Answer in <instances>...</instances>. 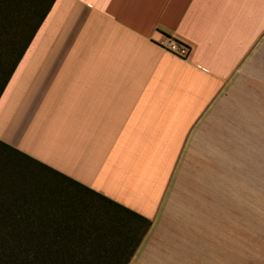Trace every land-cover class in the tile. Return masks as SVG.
<instances>
[{
  "label": "crops",
  "instance_id": "0c3cea01",
  "mask_svg": "<svg viewBox=\"0 0 264 264\" xmlns=\"http://www.w3.org/2000/svg\"><path fill=\"white\" fill-rule=\"evenodd\" d=\"M89 3L55 0L0 96V140L151 220L129 264L218 261L223 232L164 211L226 128L238 145L264 134V0ZM156 27L188 56L137 34Z\"/></svg>",
  "mask_w": 264,
  "mask_h": 264
},
{
  "label": "rangeland",
  "instance_id": "374dc122",
  "mask_svg": "<svg viewBox=\"0 0 264 264\" xmlns=\"http://www.w3.org/2000/svg\"><path fill=\"white\" fill-rule=\"evenodd\" d=\"M31 1L38 9L46 3V0ZM9 4L5 0L0 10L20 16L11 32L0 39V73L12 59L5 51L9 49L6 45L18 43L17 32L33 19L27 5ZM3 43L6 44L1 46ZM233 132L232 128L225 129L224 147L219 156L213 153L217 158L187 162L191 165H187L185 176L178 177L172 185L164 214L180 218L190 216L193 220L187 222L188 226L213 237L219 233L220 238L223 232L224 251L219 252L218 261L210 259V264H264V150L258 149L264 148V134L253 133L249 140L246 131L247 137L242 133L238 145L233 140ZM37 171L34 165L27 164L19 156L7 151L3 153L0 158V224L38 218L41 206L49 208L65 202L72 206L88 205V210H95L94 197L83 196L74 188L66 191L63 181L38 180ZM47 175L41 173L42 177ZM6 253L0 247V264H20L18 259Z\"/></svg>",
  "mask_w": 264,
  "mask_h": 264
},
{
  "label": "trees",
  "instance_id": "16d2710c",
  "mask_svg": "<svg viewBox=\"0 0 264 264\" xmlns=\"http://www.w3.org/2000/svg\"><path fill=\"white\" fill-rule=\"evenodd\" d=\"M8 1L27 5L33 19L17 32L18 43L6 45L9 49L5 51L12 59L0 73V88L3 89L0 96L55 2L46 0L44 7L38 9L31 0ZM4 2L0 0V6ZM19 16L0 10V39L11 32ZM86 206H72L66 202L49 208L41 206L38 218L1 223L4 251L24 264H128L150 228L151 220L135 211L128 214L129 208L118 211L107 204L103 211H96ZM46 213L49 216L46 217Z\"/></svg>",
  "mask_w": 264,
  "mask_h": 264
},
{
  "label": "snow or ice",
  "instance_id": "6c2138e0",
  "mask_svg": "<svg viewBox=\"0 0 264 264\" xmlns=\"http://www.w3.org/2000/svg\"><path fill=\"white\" fill-rule=\"evenodd\" d=\"M82 4L84 5V12L85 14L91 10L93 5L89 3V0H81ZM99 3L103 6L102 10L108 9L110 7V0H99ZM50 6V5H49ZM116 22L120 23L123 27H131L129 25H123V22L116 18ZM133 31H137L136 29H132ZM154 31L157 33L155 36L151 35L150 33H144L137 31V34L145 39L147 43L152 44L156 47L161 48L162 50H167L170 48V42L173 40L171 33L167 32L164 28L156 27ZM264 38V29L257 34V42L260 39ZM255 45H253L254 47ZM14 67V65H13ZM2 68V65H0ZM9 75H11V71H9ZM7 82V81H5ZM3 89L0 88V91ZM7 151L14 156H19L21 160L26 161L29 165H34L35 168L38 170L36 172V178L39 179H46L50 181H63L64 184L67 186L66 191L70 189H78L79 194L88 197H94V204L96 211H103L104 205L110 204L112 208H116L118 211H124L127 206L119 204L117 201H111V198L107 197L101 190H97L95 188H89L87 185L81 184L79 181L74 180L72 177L66 176L64 173L60 172L57 169L50 168V166L44 164L42 161L37 160L35 157L30 156L27 153H22L17 148L12 147L9 144L4 143L0 140V158H2L3 153ZM41 173H47V176H41ZM134 210L128 209V214H131ZM3 245V238L0 237V247ZM20 264H24L23 261H20Z\"/></svg>",
  "mask_w": 264,
  "mask_h": 264
},
{
  "label": "built area",
  "instance_id": "2783aa9c",
  "mask_svg": "<svg viewBox=\"0 0 264 264\" xmlns=\"http://www.w3.org/2000/svg\"><path fill=\"white\" fill-rule=\"evenodd\" d=\"M169 51L182 56L186 57L189 54L190 48L187 44L179 42L177 39H174L170 42V48H168Z\"/></svg>",
  "mask_w": 264,
  "mask_h": 264
},
{
  "label": "bare ground",
  "instance_id": "6f19581e",
  "mask_svg": "<svg viewBox=\"0 0 264 264\" xmlns=\"http://www.w3.org/2000/svg\"><path fill=\"white\" fill-rule=\"evenodd\" d=\"M20 69V68H19Z\"/></svg>",
  "mask_w": 264,
  "mask_h": 264
}]
</instances>
